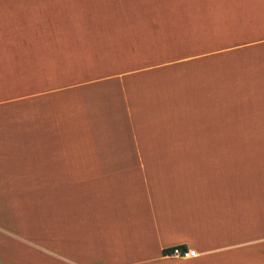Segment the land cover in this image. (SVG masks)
<instances>
[{"label":"crops","instance_id":"crops-1","mask_svg":"<svg viewBox=\"0 0 264 264\" xmlns=\"http://www.w3.org/2000/svg\"><path fill=\"white\" fill-rule=\"evenodd\" d=\"M0 264H264V0H0Z\"/></svg>","mask_w":264,"mask_h":264},{"label":"built area","instance_id":"built-area-1","mask_svg":"<svg viewBox=\"0 0 264 264\" xmlns=\"http://www.w3.org/2000/svg\"><path fill=\"white\" fill-rule=\"evenodd\" d=\"M168 253L170 255L180 257V258H190V257L196 256L195 249H190V248L182 246V245L172 247L168 251Z\"/></svg>","mask_w":264,"mask_h":264}]
</instances>
